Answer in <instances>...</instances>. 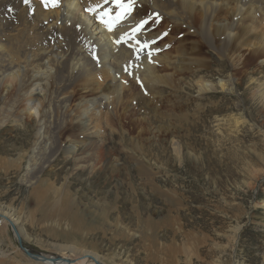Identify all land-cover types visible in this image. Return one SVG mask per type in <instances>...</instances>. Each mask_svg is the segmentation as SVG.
I'll use <instances>...</instances> for the list:
<instances>
[{
  "label": "rangeland",
  "instance_id": "obj_1",
  "mask_svg": "<svg viewBox=\"0 0 264 264\" xmlns=\"http://www.w3.org/2000/svg\"><path fill=\"white\" fill-rule=\"evenodd\" d=\"M139 1L140 8L154 5L158 11L150 33L165 59L159 75H168L170 86L136 84V96L122 99L126 104L106 118L107 126L98 123L106 148L78 146L84 159L110 150L112 161L101 170L75 174L72 141L63 138L46 154L56 157L52 168L34 184L24 180L26 168L19 170L16 160L37 126L27 132L19 125L29 120L32 88L26 87L35 74L27 67L20 76L5 72L0 78V123L8 122L0 134V204L22 217L16 227L0 215V264H39L25 255L15 229L31 254L66 257L71 264L84 256L71 247L90 250L104 264H262L264 160L258 155L264 156V57H248L246 38L223 41L219 26L222 19L232 22L229 18H213L210 30L202 31L200 14L190 15L181 2ZM77 36L52 39L71 50ZM43 43V37L25 33L7 49L28 52ZM43 79L46 103L55 101L54 81L48 74ZM206 81L215 84L214 93L200 92ZM78 88L77 101L87 95L93 104H106L102 93L81 96ZM55 117L60 123L66 118L61 111ZM46 160L43 154L36 164L47 166ZM230 216L242 225L233 257L226 240L236 227Z\"/></svg>",
  "mask_w": 264,
  "mask_h": 264
},
{
  "label": "bare ground",
  "instance_id": "obj_2",
  "mask_svg": "<svg viewBox=\"0 0 264 264\" xmlns=\"http://www.w3.org/2000/svg\"><path fill=\"white\" fill-rule=\"evenodd\" d=\"M174 1L175 4L183 3V7L189 10L190 15L195 12L200 14L202 31L210 30L213 18L231 19L230 23L227 19L221 20L219 28L226 36L223 41L227 40L231 43L237 35L241 39L246 38V42H249L246 44L249 48L248 57L256 58L258 55L264 57V28L261 27V24L264 26V0ZM186 1H190L189 5L185 3ZM140 4L139 0H133L124 5V8H117L114 0H58L56 6H52L49 0H27V3L25 0H0V78L5 72H13V75L20 76L22 69L27 67L35 74L26 87V89L32 88L26 106L29 120L19 125L27 132L31 127L34 128L35 124L37 126L36 136L34 133L28 136L16 160L19 170L26 168L24 180L34 184L40 180L41 174L52 168L51 164L56 157L51 159L46 154L48 151L52 152L53 146L60 145L63 138L72 141L68 149L71 150L69 156H72L75 162V174L86 169L93 173L101 170L105 161H112L110 150L107 149L104 155L84 159L77 155L78 146L92 144L100 150L106 148L104 132L99 128L98 123L103 122L104 127L107 126L106 118L115 115L125 97L132 99L136 96L133 95L135 90L132 91L136 84L151 88H157L158 84L170 86V77L159 75L163 72L164 68L161 66L165 59L154 45L157 36L150 33L151 20L157 17L158 11L154 5L150 8H140ZM129 8L127 15L117 20V17ZM101 18L106 21H116L112 31L101 22ZM142 21L147 23L140 31H135ZM25 33L35 39L43 37L44 43L28 52L8 51L7 45L11 42H19L22 34ZM53 34L78 35L76 47L65 50L58 39H52ZM228 57L233 60V55ZM237 59H241L240 54ZM167 61L168 66L174 65L169 58ZM245 63H248L246 58ZM46 74L48 79L54 81L53 89L56 94V100L49 103H46V91L41 88L43 76ZM57 80H61V83L56 84ZM47 85H50L48 80ZM219 85L225 88L223 80ZM77 86L80 87L78 89L81 91V96L91 91L92 93L89 94L91 96L94 91L102 93L107 98L102 100L106 104L101 106L93 104V101L87 99V95L77 101L79 98ZM109 90L114 93H110ZM216 90L214 83L201 82V93L209 94ZM56 111L63 112L66 117L61 123L59 117H55ZM7 124L6 121L0 123V134L6 129ZM52 128L55 130L54 137L51 136ZM176 151L179 154L180 147H177ZM43 154L48 164L38 166L36 162ZM258 157L264 160L263 155ZM1 164L0 158V168ZM35 171L37 172L35 178H32L30 174ZM262 206L264 208V200ZM0 215L6 217L16 227L22 220L13 208L3 204H0ZM233 218L236 227L229 228L226 239L230 245L231 257L236 254L242 236L239 218L228 217L229 220ZM15 232L21 237V231L15 229ZM226 247L225 245V249ZM70 250L73 253L82 252L81 254L84 255L78 264H104L99 260V256L90 250L78 251L75 247H71ZM27 257L39 264H71L73 261L66 257L52 258L38 255L36 258ZM262 260L264 264V253Z\"/></svg>",
  "mask_w": 264,
  "mask_h": 264
},
{
  "label": "snow or ice",
  "instance_id": "obj_3",
  "mask_svg": "<svg viewBox=\"0 0 264 264\" xmlns=\"http://www.w3.org/2000/svg\"><path fill=\"white\" fill-rule=\"evenodd\" d=\"M25 2L27 3V0H25ZM49 2L52 4V6H56L57 3H58V0H49ZM114 2L117 4L118 7L124 8V4H123L122 0H114ZM128 11H130V8L129 9H126L120 16H118L117 17V20L123 19L127 15ZM105 15H107V13H105ZM101 22L102 23H105L107 25L109 31H112L113 30V26L116 23V21H106L103 18H101ZM145 23H147V21H142L137 26V28L135 29V31H140L143 28V26H144ZM145 43H147V42H145Z\"/></svg>",
  "mask_w": 264,
  "mask_h": 264
},
{
  "label": "water",
  "instance_id": "obj_4",
  "mask_svg": "<svg viewBox=\"0 0 264 264\" xmlns=\"http://www.w3.org/2000/svg\"><path fill=\"white\" fill-rule=\"evenodd\" d=\"M17 238L19 239V244H20V247L25 251V253H26V255L27 256H29L30 258L32 257H34V258H36V256L37 255H33V254H31L30 252H28L25 248H23V246H22V244H21V237L17 234Z\"/></svg>",
  "mask_w": 264,
  "mask_h": 264
}]
</instances>
